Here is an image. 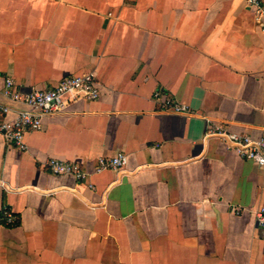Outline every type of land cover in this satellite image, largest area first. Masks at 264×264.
I'll use <instances>...</instances> for the list:
<instances>
[{
  "label": "crops",
  "instance_id": "crops-1",
  "mask_svg": "<svg viewBox=\"0 0 264 264\" xmlns=\"http://www.w3.org/2000/svg\"><path fill=\"white\" fill-rule=\"evenodd\" d=\"M85 75L96 100L43 117L25 150L0 136V264H264V167L208 135L264 137V30L245 0H0V93ZM118 153L123 168L95 172Z\"/></svg>",
  "mask_w": 264,
  "mask_h": 264
},
{
  "label": "built area",
  "instance_id": "built-area-1",
  "mask_svg": "<svg viewBox=\"0 0 264 264\" xmlns=\"http://www.w3.org/2000/svg\"><path fill=\"white\" fill-rule=\"evenodd\" d=\"M245 5L253 11L256 22L264 30L263 0H245ZM0 96L5 100V102L0 101V136L5 142L20 150H25L24 134L39 131L43 117L58 113L69 100L77 98L88 101L96 100L99 97V85L92 75L64 77L51 88L21 93L14 87L13 82L7 79ZM153 97L160 101L164 111L170 110L169 113L176 115L188 114L185 106L162 98L158 93H155ZM208 135L220 138L225 146L241 159L252 162L259 168L264 167V137L252 139L221 127L210 128ZM125 165V155L118 153L112 158L98 160L95 172L104 169L119 170ZM45 166L52 174L71 176L77 182H83L87 178V174L78 163L50 158ZM254 219L264 234V206L255 212ZM10 221L11 218L7 215V223Z\"/></svg>",
  "mask_w": 264,
  "mask_h": 264
}]
</instances>
